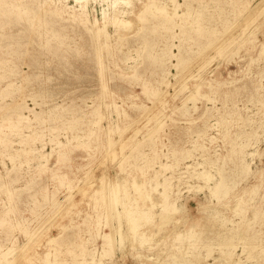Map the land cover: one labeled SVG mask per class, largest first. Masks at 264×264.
Here are the masks:
<instances>
[{
  "label": "rangeland",
  "instance_id": "obj_1",
  "mask_svg": "<svg viewBox=\"0 0 264 264\" xmlns=\"http://www.w3.org/2000/svg\"><path fill=\"white\" fill-rule=\"evenodd\" d=\"M0 264H264V0H0Z\"/></svg>",
  "mask_w": 264,
  "mask_h": 264
},
{
  "label": "bare ground",
  "instance_id": "obj_2",
  "mask_svg": "<svg viewBox=\"0 0 264 264\" xmlns=\"http://www.w3.org/2000/svg\"><path fill=\"white\" fill-rule=\"evenodd\" d=\"M136 228V227H135ZM132 230H133V228H132Z\"/></svg>",
  "mask_w": 264,
  "mask_h": 264
}]
</instances>
